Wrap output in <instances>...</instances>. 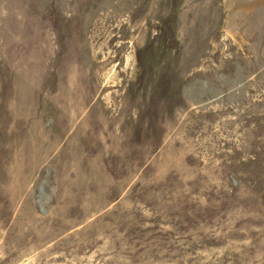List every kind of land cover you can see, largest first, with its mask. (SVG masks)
I'll return each mask as SVG.
<instances>
[{
	"label": "rangeland",
	"instance_id": "rangeland-1",
	"mask_svg": "<svg viewBox=\"0 0 264 264\" xmlns=\"http://www.w3.org/2000/svg\"><path fill=\"white\" fill-rule=\"evenodd\" d=\"M0 264H264V0H0Z\"/></svg>",
	"mask_w": 264,
	"mask_h": 264
},
{
	"label": "bare ground",
	"instance_id": "bare-ground-1",
	"mask_svg": "<svg viewBox=\"0 0 264 264\" xmlns=\"http://www.w3.org/2000/svg\"><path fill=\"white\" fill-rule=\"evenodd\" d=\"M206 4H207V2H206Z\"/></svg>",
	"mask_w": 264,
	"mask_h": 264
}]
</instances>
